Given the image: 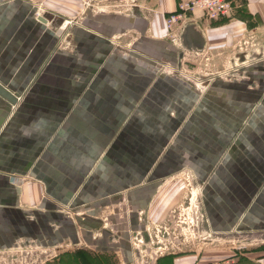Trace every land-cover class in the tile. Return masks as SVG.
<instances>
[{
	"label": "crops",
	"instance_id": "crops-1",
	"mask_svg": "<svg viewBox=\"0 0 264 264\" xmlns=\"http://www.w3.org/2000/svg\"><path fill=\"white\" fill-rule=\"evenodd\" d=\"M127 1L0 0V84L17 95L15 104L0 96V251L57 246L84 230L102 254L119 252L104 233L90 235L95 220L63 209L129 192L137 218L164 180L190 168L209 230L254 245L235 249V264H264V91L255 103L254 88L221 81L201 92L158 71L203 59L233 65L264 47V0H237L224 20L196 12L175 43L165 19L177 0H134L122 15L93 9ZM168 249L151 264H201L222 251Z\"/></svg>",
	"mask_w": 264,
	"mask_h": 264
},
{
	"label": "rangeland",
	"instance_id": "rangeland-1",
	"mask_svg": "<svg viewBox=\"0 0 264 264\" xmlns=\"http://www.w3.org/2000/svg\"><path fill=\"white\" fill-rule=\"evenodd\" d=\"M133 5L134 0H128L122 4H94L93 9L97 13L122 15L123 10L131 9ZM61 25L66 28L72 23L67 20L62 21ZM117 38L118 35L113 36L112 42L118 41ZM126 38L129 39L128 43L132 44L133 38ZM239 54L241 56L238 60H233V65L203 59L192 63L193 65H160L158 71L159 74L181 77L201 92L214 88L215 84L221 81L254 88L257 89L254 102L258 103L261 101L260 95L264 91L261 86L264 83L262 85L255 78L263 69L261 64H264V47ZM202 197L201 182L195 177L192 169L184 168L163 181L160 193L153 200L154 207L138 210L137 218L129 192L106 203L63 209V215L73 217L77 222L84 219L95 220L98 228L92 230L90 235L98 239L103 237L104 233L111 241H115L113 245L119 244V252L106 251L102 254L103 249L107 250L105 245L97 241H87L84 230H79L80 240L65 238L66 240L57 246L34 241L18 243L11 249L1 250L0 264H151L157 254L165 252L168 248L180 245L184 249H207L210 243L221 247L222 251L214 254L209 251L201 264H235L231 255L235 249L246 250L254 245L244 236H240L241 239L233 234H213L205 225ZM103 255L106 257L102 258Z\"/></svg>",
	"mask_w": 264,
	"mask_h": 264
},
{
	"label": "built area",
	"instance_id": "built-area-1",
	"mask_svg": "<svg viewBox=\"0 0 264 264\" xmlns=\"http://www.w3.org/2000/svg\"><path fill=\"white\" fill-rule=\"evenodd\" d=\"M237 0H177L176 9L165 19L168 39L175 43L177 31L196 12H201L210 21L231 18ZM206 264H230L229 262H210Z\"/></svg>",
	"mask_w": 264,
	"mask_h": 264
},
{
	"label": "water",
	"instance_id": "water-1",
	"mask_svg": "<svg viewBox=\"0 0 264 264\" xmlns=\"http://www.w3.org/2000/svg\"><path fill=\"white\" fill-rule=\"evenodd\" d=\"M40 21L46 22V19L43 17L39 18ZM0 96L7 99L11 104L16 103V96H13L10 92H8L1 84H0Z\"/></svg>",
	"mask_w": 264,
	"mask_h": 264
}]
</instances>
